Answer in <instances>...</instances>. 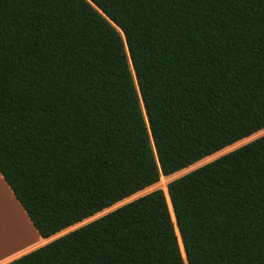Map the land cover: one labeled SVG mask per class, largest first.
I'll return each instance as SVG.
<instances>
[{"label": "trees", "instance_id": "1", "mask_svg": "<svg viewBox=\"0 0 264 264\" xmlns=\"http://www.w3.org/2000/svg\"><path fill=\"white\" fill-rule=\"evenodd\" d=\"M262 129L264 0H0V173L44 238ZM6 264H264V134Z\"/></svg>", "mask_w": 264, "mask_h": 264}, {"label": "crops", "instance_id": "2", "mask_svg": "<svg viewBox=\"0 0 264 264\" xmlns=\"http://www.w3.org/2000/svg\"><path fill=\"white\" fill-rule=\"evenodd\" d=\"M50 238L38 233L0 173V264L44 245Z\"/></svg>", "mask_w": 264, "mask_h": 264}, {"label": "rangeland", "instance_id": "3", "mask_svg": "<svg viewBox=\"0 0 264 264\" xmlns=\"http://www.w3.org/2000/svg\"><path fill=\"white\" fill-rule=\"evenodd\" d=\"M263 134H264V129L254 133L250 137L242 139V140L238 141L237 143H235V144H233L231 146H228V147L222 149L221 151H219V152H217V153H215L213 155H210V156L202 159L201 161H199L197 163H194L193 165H191V166H189L187 168H184V169H182V170H180V171H178V172H176V173H174L172 175H168V176L161 175L159 181L155 185H153V186H151L149 188H146V189H144V190H142V191H140V192H138V193H136L134 195H131L130 197H128V198H126V199H124L122 201H119L118 203L112 205L111 207L106 208L103 211L96 213L95 215H93V216H91V217H89V218H87V219H85V220H83V221H81V222H79V223H77V224L65 229L64 231H61L60 233H57L56 235L52 236L50 238V240H52V239H54L56 237H59L60 235L66 233V232H68L70 230H73V229H75V228H77V227H79V226H81L83 224H86L87 222L92 221L93 219H95L97 217H100V216L106 214L107 212H109V211H111V210H113V209H115V208H117V207H119V206H121V205H123V204H125V203H127V202H129V201L141 196V195H144V194H146V193H148V192H150V191H152L154 189L161 188L165 192V190L167 188V183L169 181H171V180H173V179H175V178H177L179 176H182L183 174H185V173H187V172H189V171H191V170H193V169H195V168H197V167H199V166H201V165H203V164H205V163L217 158L218 156H220V155H222V154H224L226 152H229V151H231V150H233V149H235V148H237V147H239V146H241V145H243V144H245V143H247V142H249V141H251V140H253V139H255V138L259 137V136H261V135H263ZM13 230H15V228H13ZM15 232H18V231H15ZM17 239L18 238L13 239V243L14 244L17 242Z\"/></svg>", "mask_w": 264, "mask_h": 264}, {"label": "water", "instance_id": "4", "mask_svg": "<svg viewBox=\"0 0 264 264\" xmlns=\"http://www.w3.org/2000/svg\"><path fill=\"white\" fill-rule=\"evenodd\" d=\"M168 195V194H167ZM169 197V196H168ZM169 201H170V199H169ZM170 205H171V202H170ZM171 209H172V206H171ZM170 211V210H169ZM172 213H173V210H172ZM170 214H171V212H170ZM173 217H174V214H173ZM172 218V217H171ZM172 221H173V223L175 224V228H177V226H176V221H175V217H174V220L172 219ZM177 231H178V228H177ZM178 235H179V231H178ZM179 238H180V236H179ZM180 241H181V239H180ZM181 246H182V243H181ZM181 249V248H180ZM182 251H183V246H182ZM181 251V252H182ZM182 255H183V257H184V259H185V254H184V251H183V253H182Z\"/></svg>", "mask_w": 264, "mask_h": 264}]
</instances>
